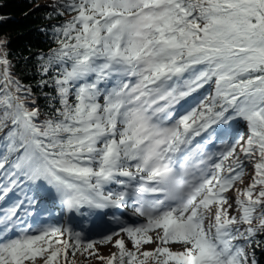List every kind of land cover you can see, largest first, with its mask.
<instances>
[{
  "label": "snow or ice",
  "instance_id": "1",
  "mask_svg": "<svg viewBox=\"0 0 264 264\" xmlns=\"http://www.w3.org/2000/svg\"><path fill=\"white\" fill-rule=\"evenodd\" d=\"M45 7L35 81L0 38V264H261L264 0Z\"/></svg>",
  "mask_w": 264,
  "mask_h": 264
},
{
  "label": "trees",
  "instance_id": "2",
  "mask_svg": "<svg viewBox=\"0 0 264 264\" xmlns=\"http://www.w3.org/2000/svg\"><path fill=\"white\" fill-rule=\"evenodd\" d=\"M50 3L52 0H0V17H4L0 20V38H8V49L16 63L15 71L22 76L24 83L36 80V76L32 74L35 71V55L46 53L49 48L55 46L45 34L50 32V26L70 19L73 15L66 13L59 19H45L48 10L45 6ZM37 5L40 7L37 8ZM25 57L29 59L25 60ZM40 103L43 106V100ZM78 257L79 254L75 257V264ZM261 264H264V259Z\"/></svg>",
  "mask_w": 264,
  "mask_h": 264
},
{
  "label": "rangeland",
  "instance_id": "3",
  "mask_svg": "<svg viewBox=\"0 0 264 264\" xmlns=\"http://www.w3.org/2000/svg\"><path fill=\"white\" fill-rule=\"evenodd\" d=\"M248 181L246 180L245 183H247ZM229 195H233L234 196V193L230 192ZM52 211H54V209L52 208ZM52 216V215H51ZM49 217L50 219H53V222H56L55 220L57 218H60L59 221L62 223H64L63 219L57 214V215H53L52 217ZM113 227H115V225H113ZM93 238H95L94 234H93ZM120 237H113V243L115 241V239H118ZM126 239V237H125ZM109 243V244H112ZM108 245V244H104V245H97L96 247L98 248L99 250V255H102V256H109L112 252H116L117 249H115L113 246L109 247V248H106L105 246ZM128 247L130 248L131 247V244L130 242H128ZM147 248H151L153 247L152 245H149V246H146ZM172 248L173 250H180V245L179 244H175V245H172ZM107 249V250H106ZM76 264H104L103 261L101 260H98L96 259L95 257H89L87 259H85L83 256H80L78 257V260H77V263Z\"/></svg>",
  "mask_w": 264,
  "mask_h": 264
},
{
  "label": "bare ground",
  "instance_id": "4",
  "mask_svg": "<svg viewBox=\"0 0 264 264\" xmlns=\"http://www.w3.org/2000/svg\"><path fill=\"white\" fill-rule=\"evenodd\" d=\"M112 244H113V242H112ZM112 244H108V245H106L105 247H106V248H109V247L112 246ZM106 250H107V249H106Z\"/></svg>",
  "mask_w": 264,
  "mask_h": 264
}]
</instances>
